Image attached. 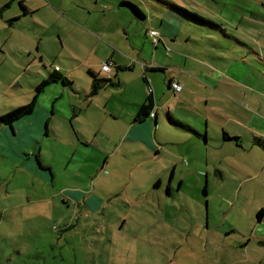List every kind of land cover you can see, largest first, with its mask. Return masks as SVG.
Wrapping results in <instances>:
<instances>
[{"label": "rangeland", "instance_id": "374dc122", "mask_svg": "<svg viewBox=\"0 0 264 264\" xmlns=\"http://www.w3.org/2000/svg\"><path fill=\"white\" fill-rule=\"evenodd\" d=\"M9 1L0 0V9ZM19 1L0 13V116L28 104L36 87L57 67L72 84H49L32 115L12 127L0 122V264H258L257 260L264 259V247L254 238L249 245L246 242L256 233L257 214L264 209V155L249 143H244L245 148L229 145L215 150L223 123L214 119L211 110L229 108L227 102L206 105L191 95L186 104L178 105L180 93L166 92L164 74L155 75L158 88L164 90L162 103L201 134L206 121L197 116L208 118L214 141L204 146L170 129L162 122L161 110L156 130L168 144L158 146L148 167H132L121 154L104 168L105 151L114 148L131 112L143 103L144 90L150 93L144 83L143 62L136 60L134 70L119 73L122 87L112 92L113 98L109 99L110 94L87 97L90 71L110 75L103 66L113 61V54L118 63L134 60L125 53L127 30L136 24L144 31L160 30L162 1L224 27V32L198 29L197 43L188 45L190 51L212 44L207 36L219 34L241 39L264 54V0H25L34 13L21 18ZM121 1L137 5L151 25L132 24L129 9L118 11ZM191 26L187 23L186 32L194 29ZM88 30L94 35L104 32L95 39ZM222 41L215 44H232L230 39ZM165 43L167 53L160 47L158 55L167 70L182 76L184 82L192 72L188 66L182 70L184 53ZM216 53L220 59L231 58ZM208 55L204 56L211 61ZM255 69L264 73L260 64ZM251 79L264 94V77L254 73ZM74 107L78 120L71 122ZM232 127L231 133H245ZM80 129L86 130L92 145L85 143ZM39 150L44 168L37 160ZM217 160L220 174L214 169ZM207 166L209 177H205ZM173 171L175 182L168 195ZM182 174L185 182L179 188ZM160 175L162 186L155 188L149 180ZM89 193L94 198L86 209L83 199Z\"/></svg>", "mask_w": 264, "mask_h": 264}, {"label": "crops", "instance_id": "0c3cea01", "mask_svg": "<svg viewBox=\"0 0 264 264\" xmlns=\"http://www.w3.org/2000/svg\"><path fill=\"white\" fill-rule=\"evenodd\" d=\"M13 1L15 0L9 1L11 2L10 6ZM23 2L29 12V14L27 15L34 13V9L28 6L25 3V0H23ZM97 7L98 5H96L95 9ZM53 8L55 10V6ZM122 8L129 9L126 5L120 4L118 6V11L124 10ZM102 9L105 10V7ZM130 11L132 14L129 13L128 14L130 15L129 17L131 18L132 24H134L135 22L139 24L140 23L143 24L146 22L148 23L147 25L149 26L151 25L149 24L146 15L144 19H140L132 12V10ZM27 15L18 14V17L21 18ZM159 16L161 17L159 18L160 30L155 28V29H146L144 31V29L139 28L138 24L136 23L135 24L137 26H135L132 31L127 30L126 40L129 43L130 50L129 48L128 49L126 48L127 51H125V53L132 56L134 60L129 59L126 60L125 62L123 61L121 63H118V60L113 59L114 57L113 54L110 57L111 60H113L112 61L113 66L111 67V71L109 73L110 75L108 76L101 75V73L97 74L95 72H91L90 71L91 69L89 70L90 73L97 75L100 79L102 78L113 79L115 85H107L105 88L101 89L96 95L91 96V91L94 83V79L92 77V80L90 81L91 83H90L89 94L87 95L88 98L99 97L101 95L109 96L108 94L111 95L112 92H114L115 90H120L121 89L120 87H122V82L119 77V73L120 72L124 73L125 71L128 72V70L131 71L134 70L135 64H138L136 60L138 61L140 60L141 62H143L141 63V67L143 69L144 83L146 87H148L150 90V93L145 92L144 90L143 103H141L140 105H136L137 109H133V111L131 112L129 116V120L127 122L128 125H126V127H123V129L119 132V136L116 139L118 144L116 143L111 151L109 150L105 151L104 154L106 155V159L104 162V168H107L110 165L114 157L121 154L123 161L130 163L132 167H136L137 169L139 168V166H143V165L148 167V164L155 159L154 153H158L160 150L158 146H164L168 144L167 141H163L159 137L158 130H156L160 119V114L162 112L161 110H164L162 122L163 124L166 122V124L169 125L170 129L174 128L178 131H181L180 133L186 135L188 138H190V140L197 139L202 144H204V146H207L210 141H214V139L210 137V132L208 131L209 123H210L208 118H200L197 116V119H200L202 121H204L205 119L206 121L205 123L207 128L204 131V133L201 134L191 124L181 121L176 116L175 110H172L169 106L166 107L165 105L166 103L165 104L162 103V91L164 90L161 87L158 88V84L157 82H155V78H154L155 75L162 73L165 76L164 82L166 83V92L173 91L174 95L178 94L171 86L173 82H177L182 86V90L181 92H179L180 97L177 102L178 105L186 104L189 97L191 95H194L196 101L205 102L206 105H208L210 102L214 103L216 102V100L218 101L222 100L224 102H227L230 105V107L231 106L234 107V109H230V107L227 108L228 106H225L224 108L222 107V109H220L221 106H217V107H213L215 110L214 109L211 110L212 113L215 112L214 119L216 121H221V123H223L222 135L221 137L216 138L214 142L215 150L217 149V151L220 152L221 149H225L229 145H235L238 148H245L244 143H249L251 144L252 150L256 148L257 150L260 149V152H263L262 154L264 155V114L261 113L262 111L264 112V94L262 93V91L258 90L257 87L258 84H254L251 79V75L254 73L255 76L258 78L264 77L263 72L261 73L260 71L255 69V66L257 64L264 66V54L260 51V49L255 48L249 43H245L241 39L233 38V36L224 38L221 37V35L219 34L208 35V36L206 35L212 44L206 45L204 43L203 46H201L202 48L199 49V51L197 52L190 51L191 49L188 47V45L192 43L193 44L197 43L198 40L197 38L199 36L197 35L198 29H200L201 27H209L214 29H222L224 32L225 31L224 27H222L220 24L217 23H216L217 27L199 26L193 24V26L191 27L192 28L194 27V29H191L192 30L191 32H186L187 23H191V22H188L182 17L172 13L170 10L168 11L165 7L163 13H161V15ZM142 26L144 27V25ZM90 31L88 30L89 35L95 39H99L98 33L103 34L104 32L103 30H101L95 33L94 35L90 33ZM151 31L158 32L157 42H154V39L151 37L150 35ZM208 31L213 32V30H208ZM221 39L223 40L222 42L225 41L227 42L228 39H230V43L234 45L227 44V46L224 47H220L216 45L217 43H220ZM165 42H168L172 46L177 47L180 52L179 54H181L182 52L185 54V55L182 54L183 56H185L186 59L184 62V68L182 70H186L188 66L190 67V70H192V72L186 74L185 76L186 80L184 82L181 81L182 76L176 77L175 74L173 73L171 74L170 73L171 71L167 70L166 63H164L158 55L159 54L158 50L160 47L163 48L164 53H167L168 47ZM145 44H147L148 46L150 45L152 49H154V51L156 52L150 53L149 51H147V49L144 46ZM200 51H204V53L206 54H202ZM216 52L225 53V56L231 55V58L220 59L218 57L219 54H217ZM186 54H188L190 57H187ZM207 54H210L208 56H211L210 59L211 61H207L206 57L204 56ZM220 60H224L225 62L220 63ZM59 74L66 77L61 73L60 69H59ZM153 82L155 85L153 84ZM182 83H184V85ZM71 84L69 85L63 84V85L70 86ZM200 93H202L201 97L199 96ZM110 98H113L112 95L109 97V99ZM149 98H152L153 100L152 113L156 115L155 118L149 117L143 122H135V117L140 107L143 104L147 103ZM73 110L74 111L72 112V117L70 118L71 122L74 120H78V118H76L78 115L75 111V107ZM149 119H153L154 123L152 124L149 121ZM176 122L179 123L180 125L177 124ZM230 124L234 126V128L232 127V130L240 129L242 132L245 133L241 134L238 131L235 132L233 131V133H231ZM80 132H81L80 133L81 136L84 138V140H86L85 143L87 145H92L91 141H88L86 130L80 129ZM48 133L49 131L46 132V136L48 135ZM174 133L176 134L178 132H174ZM224 133L228 134L233 140L225 139ZM96 134L100 135L101 132L98 130ZM106 138H108V136H106ZM113 139L114 138H110V140L112 141ZM32 145L33 144H31L30 147H32ZM34 153L35 151H33L31 154ZM41 154L42 151L39 150L38 152L39 159L42 158ZM215 154L216 153H214L212 157H214ZM136 157L138 158L136 159ZM199 161L202 162L201 157ZM217 161L218 163L214 165V169L216 168L215 170L216 174H220L218 170L219 167L221 166V162H219L220 160ZM207 162L208 161H206V164ZM44 165H47L49 166L48 168H51L50 164L45 163ZM176 166L177 165L175 164L174 169L176 168ZM208 167L209 166H207L205 177H209ZM171 174L172 175H170V182L168 185L169 189L167 190L168 195L170 194V192H172L173 184L175 182L174 171ZM163 180H164L163 177L160 175L157 177H151L149 182L150 184H154L156 186L155 188H157L158 186L160 187L162 186ZM47 181L50 180L48 179ZM52 182L54 184V180ZM184 182H185V177L184 174H182V176L178 179L179 188L183 187ZM205 189H204V194L207 195L208 185H205ZM105 195H110V194L108 193ZM91 198L92 199L94 198L93 193H89V196L84 197L83 199L84 207L86 209L87 208L90 209V202L92 200ZM260 211H263V213L260 219L257 217L258 225L256 226L257 228L256 233L253 231L251 237L246 239L247 245L252 243L254 238L256 243L264 247V209H261ZM257 263L264 264V259L257 260Z\"/></svg>", "mask_w": 264, "mask_h": 264}, {"label": "trees", "instance_id": "16d2710c", "mask_svg": "<svg viewBox=\"0 0 264 264\" xmlns=\"http://www.w3.org/2000/svg\"><path fill=\"white\" fill-rule=\"evenodd\" d=\"M10 3L11 2H8L7 4H5L1 8L0 12H2L4 10H6L7 8H9L10 7ZM19 4H20V8H21V11H22L23 15L29 14L26 6L24 5L23 0H20ZM121 4L122 5H126L130 10H132V12L138 18H140V19H144L145 18L144 12L137 5H134V4L129 3V2H124V1L121 2ZM162 4L164 5V7L168 11L170 10L172 13L182 17L183 19L187 20L188 22H191L192 24L199 25V26L217 27V24L215 22H213L212 20H210L208 18H205V17H203V16H201V15H199L197 13L191 12V11H189V10H187V9H185V8L175 4V3H172V2H169V1H162ZM14 20H18V19H14ZM10 25H12V24H10ZM109 62H107V63H109ZM91 75H92V77L94 79V83H93V87H92V91H91V96L96 95L101 89L105 88L107 85H115L114 80L111 79V78H102V79H100L97 75H95L93 73H91ZM56 82H61L64 85L71 84V82L66 77H64L61 74H59V68H57L53 73H51L49 75L48 78L44 79L41 82V84H39L36 87V93L33 96L32 100L28 104L23 105V106H19V107L15 108V109H12L11 111L1 115L0 116L1 124L5 125V126H11L12 127L13 124L16 123L17 121L32 115L35 112V109H36L40 94L45 91V88L49 84L56 83ZM152 110H153V100H152V98H149L147 103L143 104L140 107V109H139V111H138V113H137V115L135 117V122H143L147 118L151 117ZM177 124H179V123H177ZM224 136H225V139H227V140H233L226 133H224ZM235 139H237V138H235ZM37 160H38L40 166L42 168H44L42 163L40 162V159H39L38 155H37ZM205 192H206V189H205ZM262 213H263V211H259L258 212L257 217L259 219L261 218Z\"/></svg>", "mask_w": 264, "mask_h": 264}, {"label": "built area", "instance_id": "2783aa9c", "mask_svg": "<svg viewBox=\"0 0 264 264\" xmlns=\"http://www.w3.org/2000/svg\"><path fill=\"white\" fill-rule=\"evenodd\" d=\"M150 35L154 39V42H157L158 32L157 31H151ZM112 65H113L112 62L104 64L103 71L106 72V73H110ZM171 86L175 90V92H177V93L181 92V90H182V86L179 83H177V82H173L171 84ZM151 117L154 118L155 114L152 113Z\"/></svg>", "mask_w": 264, "mask_h": 264}]
</instances>
